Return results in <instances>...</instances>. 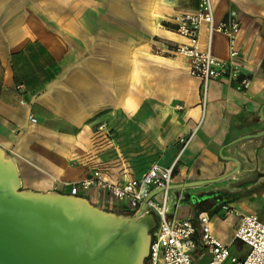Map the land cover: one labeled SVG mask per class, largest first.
<instances>
[{
    "label": "crops",
    "instance_id": "1",
    "mask_svg": "<svg viewBox=\"0 0 264 264\" xmlns=\"http://www.w3.org/2000/svg\"><path fill=\"white\" fill-rule=\"evenodd\" d=\"M210 2L216 22L235 12L236 63L250 82L239 90L235 79H210L203 103L201 79L174 51L185 41L174 17L197 0H0V148L20 188L70 194L75 184L74 195L124 209L107 191L77 182L97 169L124 183L176 160L168 214L191 217L199 264L209 258L199 212L241 260L248 250L234 236L239 215L264 222V0ZM208 41L202 23L201 50ZM210 51L227 58L223 33H212ZM191 131L180 152L179 137Z\"/></svg>",
    "mask_w": 264,
    "mask_h": 264
},
{
    "label": "water",
    "instance_id": "2",
    "mask_svg": "<svg viewBox=\"0 0 264 264\" xmlns=\"http://www.w3.org/2000/svg\"><path fill=\"white\" fill-rule=\"evenodd\" d=\"M145 201L113 212L72 193L21 189L0 148V264H144L156 223Z\"/></svg>",
    "mask_w": 264,
    "mask_h": 264
},
{
    "label": "built area",
    "instance_id": "3",
    "mask_svg": "<svg viewBox=\"0 0 264 264\" xmlns=\"http://www.w3.org/2000/svg\"><path fill=\"white\" fill-rule=\"evenodd\" d=\"M174 21L176 31L185 38L184 42L175 46L174 51L188 60L189 73L201 79L203 103L206 85L210 79L227 77L236 80V89L242 90L248 87L250 80L246 76L240 77L241 70L236 63L239 56L236 48L239 21L234 11H230L226 18L216 22L210 0H197V8L194 11L179 13L174 17ZM202 23L207 25L209 38L205 50L199 47V29ZM213 32L223 33L227 38L226 59H217L210 51V37ZM17 88L22 89V85H17ZM30 120L36 119L31 117ZM193 132L179 137L180 152L190 141ZM175 161L169 166L153 164L141 178H132L124 183L107 179L97 169L77 182V185L83 189L96 187L107 191L115 200L122 202L124 209L131 212L137 211L141 202L146 199V211L156 217V226L151 231L144 264H196L192 256L197 246L194 238L196 228L191 217L176 219L168 214V186ZM153 190H157L160 194L159 200L154 199L153 195L148 197ZM75 191L76 185L72 184L70 192L73 194ZM222 208L231 211L226 205H222ZM197 222L200 231L199 243L209 253V258L204 264H225L226 261L230 264H264V222L257 215H239V225L234 236L248 245V251L241 260L231 256L228 247L212 234L209 216L205 212L198 213Z\"/></svg>",
    "mask_w": 264,
    "mask_h": 264
},
{
    "label": "rangeland",
    "instance_id": "4",
    "mask_svg": "<svg viewBox=\"0 0 264 264\" xmlns=\"http://www.w3.org/2000/svg\"><path fill=\"white\" fill-rule=\"evenodd\" d=\"M119 203L122 204V202H117L118 205H119ZM102 209L109 210V211H113V212H127V213L128 212H131V211L126 210V209H115V208H102ZM247 250H248L247 244H244L243 243V251L246 252ZM193 259L195 260V262L197 264H199V262L201 261V259L198 258V256L194 254V250H193ZM227 264H228V262H227Z\"/></svg>",
    "mask_w": 264,
    "mask_h": 264
}]
</instances>
